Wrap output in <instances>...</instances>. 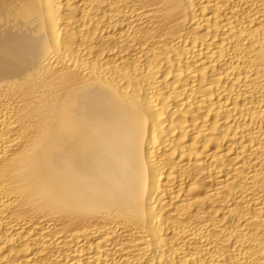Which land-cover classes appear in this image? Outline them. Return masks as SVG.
<instances>
[{
  "label": "bare ground",
  "instance_id": "bare-ground-1",
  "mask_svg": "<svg viewBox=\"0 0 264 264\" xmlns=\"http://www.w3.org/2000/svg\"><path fill=\"white\" fill-rule=\"evenodd\" d=\"M0 264H264V0H0Z\"/></svg>",
  "mask_w": 264,
  "mask_h": 264
}]
</instances>
